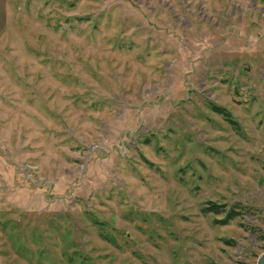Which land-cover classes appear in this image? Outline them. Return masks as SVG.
I'll use <instances>...</instances> for the list:
<instances>
[{
    "label": "rangeland",
    "instance_id": "rangeland-1",
    "mask_svg": "<svg viewBox=\"0 0 264 264\" xmlns=\"http://www.w3.org/2000/svg\"><path fill=\"white\" fill-rule=\"evenodd\" d=\"M263 253L264 0H0V264Z\"/></svg>",
    "mask_w": 264,
    "mask_h": 264
},
{
    "label": "trees",
    "instance_id": "trees-1",
    "mask_svg": "<svg viewBox=\"0 0 264 264\" xmlns=\"http://www.w3.org/2000/svg\"><path fill=\"white\" fill-rule=\"evenodd\" d=\"M215 110H217L218 112L225 114L226 116L229 115V113L227 111H225L224 109L220 108V107H216L214 106ZM231 120V119H230ZM231 122L233 123L234 121L231 120ZM224 205L222 204H218V203H214V202H209L207 206H205L202 210L203 212H213L216 214L222 213L224 212ZM234 212V211H232ZM232 212H228L227 214V220H229L230 218H232L235 214L237 213H232ZM227 220H225L224 222H226Z\"/></svg>",
    "mask_w": 264,
    "mask_h": 264
},
{
    "label": "water",
    "instance_id": "water-1",
    "mask_svg": "<svg viewBox=\"0 0 264 264\" xmlns=\"http://www.w3.org/2000/svg\"><path fill=\"white\" fill-rule=\"evenodd\" d=\"M257 264H264V253L259 257Z\"/></svg>",
    "mask_w": 264,
    "mask_h": 264
}]
</instances>
